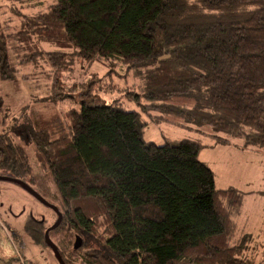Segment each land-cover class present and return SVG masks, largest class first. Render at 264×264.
Returning <instances> with one entry per match:
<instances>
[{
    "label": "trees",
    "instance_id": "16d2710c",
    "mask_svg": "<svg viewBox=\"0 0 264 264\" xmlns=\"http://www.w3.org/2000/svg\"><path fill=\"white\" fill-rule=\"evenodd\" d=\"M15 37L26 62L38 42L53 44L46 54L59 72L75 56L142 68L140 96L155 118L206 127L210 146H264V0H55L23 14ZM6 51L0 32L3 78ZM78 98L63 119L19 129L57 190L62 218L48 235L67 236L66 249L52 240L65 264H260L244 256L251 235L235 221L244 193L216 187L198 159L202 140L143 141L138 110L105 103L87 85ZM0 169L35 183L25 147L7 132ZM45 228L31 215L23 222L34 245L47 248Z\"/></svg>",
    "mask_w": 264,
    "mask_h": 264
},
{
    "label": "rangeland",
    "instance_id": "374dc122",
    "mask_svg": "<svg viewBox=\"0 0 264 264\" xmlns=\"http://www.w3.org/2000/svg\"><path fill=\"white\" fill-rule=\"evenodd\" d=\"M54 2L55 0H36L19 3L15 0H0V32L5 35L10 67L5 72L6 78L0 76V132L9 133L15 142L25 147L36 179L32 188L44 199L60 207L53 182L38 164L35 145L28 144L20 135L21 122L29 121L37 129L41 122L48 121L52 124L53 119H63L67 109L78 106V93L87 85L105 103L118 100L124 108L138 110L145 120L141 133L143 141L162 144L167 140L199 138L206 144L201 147L198 159L205 161L214 172L216 187L238 188L244 193V207L237 218L238 232L251 234L244 256L254 263L264 264V146L246 147L254 150L240 152L235 149L246 148L242 147L241 139H235L230 144L211 147L213 139L208 135L211 131L206 127L181 123L170 116L165 119L155 118L158 111H152L150 104L140 96L142 79L138 72L143 73L142 68L138 71L128 69L119 62L98 59L89 61L74 55L72 61L66 63L67 69L59 72L49 64L46 54V51L56 47L51 43H37L35 38L37 50L26 62L27 56L22 54L24 48H21L15 37L21 16L47 10ZM57 85L62 94L60 100L54 99ZM142 104L145 105L141 106ZM0 175L9 176L10 172L0 169ZM29 215L40 220L46 228L57 218L51 208L38 202L22 187L12 181L0 180V222L12 237L11 245L15 252L19 251L18 257L31 264H58L49 247L34 245L23 231V222ZM51 235V240L54 239L57 246L66 249L62 240L66 236L64 232ZM75 237L76 235L71 243ZM70 264L80 263L75 260Z\"/></svg>",
    "mask_w": 264,
    "mask_h": 264
},
{
    "label": "water",
    "instance_id": "95a60500",
    "mask_svg": "<svg viewBox=\"0 0 264 264\" xmlns=\"http://www.w3.org/2000/svg\"><path fill=\"white\" fill-rule=\"evenodd\" d=\"M0 180L9 181V182L12 181L16 183L17 185L22 187L25 191H27L32 197H34L38 202H40L44 206L51 208L53 212L56 213V216H57L56 220L52 223V225L48 226L43 232L44 242H45V245L52 250L53 256L54 258H56L58 264H65L63 257H61L60 255L59 249L57 248V246H55L50 236L48 235L49 231L57 228L62 218V213L58 210L57 206H55L51 202L44 199V197H42L38 191L32 188L24 180H20L18 178H15L12 176H6V175H0ZM73 246L75 248H79L81 246V238L76 237Z\"/></svg>",
    "mask_w": 264,
    "mask_h": 264
},
{
    "label": "crops",
    "instance_id": "0c3cea01",
    "mask_svg": "<svg viewBox=\"0 0 264 264\" xmlns=\"http://www.w3.org/2000/svg\"><path fill=\"white\" fill-rule=\"evenodd\" d=\"M212 147V146H211ZM236 151H250V150H254L253 148H246V149H235ZM233 150V151H235ZM226 151H231V150H226ZM205 162V161H204ZM255 192H257V190H255ZM244 201L245 199H243V207H244ZM243 207L240 211V213H238L237 217L235 218L236 224H237V218L238 216L242 213ZM243 232V231H241ZM251 235V234H250ZM12 237L7 233V230L5 228L4 225L1 224L0 222V264H6L7 259H11L14 256H16L19 251L15 252L14 248H12Z\"/></svg>",
    "mask_w": 264,
    "mask_h": 264
},
{
    "label": "built area",
    "instance_id": "2783aa9c",
    "mask_svg": "<svg viewBox=\"0 0 264 264\" xmlns=\"http://www.w3.org/2000/svg\"><path fill=\"white\" fill-rule=\"evenodd\" d=\"M18 256H19V254H17V259H19L17 264H28L27 260L19 258L20 256L19 257Z\"/></svg>",
    "mask_w": 264,
    "mask_h": 264
}]
</instances>
